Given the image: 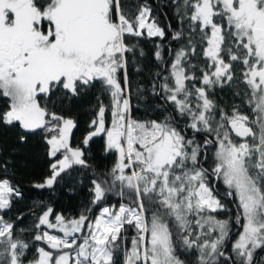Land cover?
<instances>
[{"label": "snow or ice", "instance_id": "snow-or-ice-1", "mask_svg": "<svg viewBox=\"0 0 264 264\" xmlns=\"http://www.w3.org/2000/svg\"><path fill=\"white\" fill-rule=\"evenodd\" d=\"M172 3L181 26L172 30L171 39L187 43L174 50L169 74L154 82L153 94H160L158 87L176 115L187 118L184 124L162 107L160 119L142 121L131 115L125 54L136 45L126 38L142 37L145 31L149 38L165 37L149 4H140L130 19L121 0H0V96L8 101L0 123L18 124L25 132L43 130L48 155L61 156L51 164V176L36 187H51L74 165L90 167L82 148L69 143L73 119L49 112L41 98L51 99L56 92L76 96L99 81L110 95L111 124L106 126L108 106L101 101L90 125L95 130L83 144L104 133L105 151H114L116 160L106 174L94 172L90 203H102L117 185L122 198L118 208L105 206L94 219L88 208L72 219L55 214L53 222V209L47 208L34 227L46 226L62 235L37 231L33 240L50 250L37 247L28 264H116L121 253L122 264H188L180 259L178 247L186 253L194 250L196 264H264V256L257 254L264 250V0ZM197 29L200 42H206L202 54L207 58L199 88L187 83L197 79L198 65L189 60L197 54ZM156 48L160 60V45ZM236 62L243 65L251 116L236 106L231 115L220 108L217 120V105L208 90L230 84ZM198 133L207 134L202 143ZM209 154L214 166L205 168ZM210 175L225 185L223 198L232 199L235 216L215 184L210 186ZM19 195L7 178L0 179V210L9 209L13 196ZM126 196L128 203L123 202ZM224 211L229 218L218 219L215 214ZM233 224L239 232L230 241ZM126 225L135 233L130 248ZM14 228V222L0 215V264H23L30 247L17 238L27 229L14 233Z\"/></svg>", "mask_w": 264, "mask_h": 264}, {"label": "trees", "instance_id": "trees-1", "mask_svg": "<svg viewBox=\"0 0 264 264\" xmlns=\"http://www.w3.org/2000/svg\"><path fill=\"white\" fill-rule=\"evenodd\" d=\"M149 4L154 16L161 28L165 31V37H147L144 33L142 37H128L126 42L130 45H136L134 52L126 53L128 61L127 72L130 80V103L131 115L137 120L160 119L164 115L160 109L164 108L170 112L182 124L188 123L186 117L176 115L173 106L170 102L163 99V93L157 87L156 91L159 95L153 94L154 82L159 84L164 76H167L170 71V65L175 57V49H178L181 44L187 43L186 40L177 42L171 39L172 30L180 28L178 17L175 14L172 0H121L122 6L125 9L126 15L129 18H134L139 10V5L143 3ZM171 25V30L168 25ZM184 27L187 30V21L184 22ZM187 34V31H186ZM199 30L197 29L194 43L197 47V54L190 55L189 60L193 65H198L195 76L197 79L187 82L189 87H201L199 77L202 76L201 68L207 64V58L203 56V48L205 43L199 40ZM160 45L161 59L157 60L155 52L156 45ZM141 50L143 55H141ZM170 50L171 55H170ZM225 59H227L225 57ZM243 65L234 63L233 71L235 79L224 87L214 86L208 90L209 98L214 100L217 105L216 119H219V109L223 108L229 115L232 113L233 107L238 106V110L245 115L251 116L250 106L246 103L245 92L248 91L247 85L243 82L242 76ZM160 72L157 77L156 73ZM121 86L123 87V70L120 73ZM172 81L170 80L169 83ZM236 93H239L238 95ZM108 106L105 114L106 126L111 124V107L110 95L104 90L101 83L97 81L88 89H82L79 95L70 96L64 95L61 92H56L51 99L41 98V105L45 104L49 112H55L58 115L71 118L74 121V128L69 136V143L73 147H81L84 152V159L87 161L89 168H83L78 165L72 166L70 169L62 173L51 187L39 188L37 184H41L44 180L51 176V164L61 156L57 155L52 158L48 155L49 145L45 141L46 133L43 130L35 132H25L18 124L5 125L0 123V179L7 178L10 184L19 191V196H13L11 207L9 209L0 210V215L8 222H14V233L19 229H27L18 235V239L24 242H29L30 247L26 249V255L22 257L23 264H28L36 254L37 247L47 248V244L43 241H34L33 237L37 231H43L41 226L37 230L34 225L38 222L39 216L49 207L53 209L51 220L54 221L55 214H62L67 219L77 218L82 211L92 208L90 213L94 219L105 206H119L121 197L116 193L119 191V186L114 192L107 193L105 200L98 204L92 205L90 201L93 194L90 192L92 187L91 181L96 178V174L107 173L113 166L116 160L114 151L106 152V135L101 133L91 137L88 145H84V138L92 131L91 121L96 118L99 110L100 102ZM7 99L0 96V112L7 110ZM160 106V107H157ZM186 135L191 137L193 132L188 129ZM205 133L196 134L197 139L202 143L205 138ZM21 136L25 139L21 140ZM214 133L209 136L212 138ZM232 136V134H231ZM233 137V136H232ZM239 143V140L233 137ZM205 168L214 166L211 154H209L208 162L203 165ZM6 169V170H5ZM210 186L215 184L217 191L221 194L222 202L225 203L228 209L231 210L232 216H235L236 209L232 199L223 198V193L226 188L221 180H217L213 176H209ZM132 199H135L133 196ZM123 202L128 203L129 198H123ZM218 219H228L227 211L218 212L215 214ZM20 217V219H17ZM127 228V236L129 239L125 242L131 247V237L135 234L132 228ZM235 232L231 234L230 241L237 238L239 232L238 226L233 224ZM53 233L61 234L58 230H53ZM79 235V234H77ZM231 243H227L226 252H230ZM180 259L186 260L188 264H196V252H184L179 247L177 248ZM264 256V250L257 253ZM222 259V258H221ZM123 255L119 254L116 258V264H122Z\"/></svg>", "mask_w": 264, "mask_h": 264}, {"label": "rangeland", "instance_id": "rangeland-1", "mask_svg": "<svg viewBox=\"0 0 264 264\" xmlns=\"http://www.w3.org/2000/svg\"><path fill=\"white\" fill-rule=\"evenodd\" d=\"M144 33H146V31L144 32ZM206 47V46H205ZM239 142H241L240 140H239ZM73 147V146H72ZM61 158V157H60ZM59 158V159H60ZM119 207V206H118ZM118 207H116V208H118ZM50 217H51V215H50ZM50 220H51V218H50ZM54 221H55V216H54ZM53 221V222H54ZM44 227V229H43V231H49L51 234H56V233H53L52 231L53 230H55V229H47V227L46 226H43ZM57 235H61V234H57ZM47 248H48V245H47ZM46 250H50V249H46Z\"/></svg>", "mask_w": 264, "mask_h": 264}, {"label": "water", "instance_id": "water-1", "mask_svg": "<svg viewBox=\"0 0 264 264\" xmlns=\"http://www.w3.org/2000/svg\"><path fill=\"white\" fill-rule=\"evenodd\" d=\"M229 127V131H230V126H228ZM231 134H232V136L233 137H235L236 139H238V140H240L241 141V139L242 138H240V137H237L236 135H235V133L234 132H231ZM250 139V138H249Z\"/></svg>", "mask_w": 264, "mask_h": 264}]
</instances>
